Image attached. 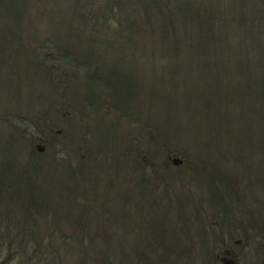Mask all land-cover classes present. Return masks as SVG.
Wrapping results in <instances>:
<instances>
[{"label":"rangeland","instance_id":"374dc122","mask_svg":"<svg viewBox=\"0 0 264 264\" xmlns=\"http://www.w3.org/2000/svg\"><path fill=\"white\" fill-rule=\"evenodd\" d=\"M178 1L0 0V264H202L264 208V0Z\"/></svg>","mask_w":264,"mask_h":264},{"label":"flooded vegetation","instance_id":"af4514ba","mask_svg":"<svg viewBox=\"0 0 264 264\" xmlns=\"http://www.w3.org/2000/svg\"><path fill=\"white\" fill-rule=\"evenodd\" d=\"M229 215L228 221L219 218L214 247L204 252L203 264H264V209Z\"/></svg>","mask_w":264,"mask_h":264}]
</instances>
